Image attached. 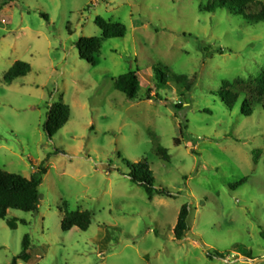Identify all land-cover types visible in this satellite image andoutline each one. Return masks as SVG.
<instances>
[{"label": "rangeland", "instance_id": "1", "mask_svg": "<svg viewBox=\"0 0 264 264\" xmlns=\"http://www.w3.org/2000/svg\"><path fill=\"white\" fill-rule=\"evenodd\" d=\"M11 1L0 0V168L47 174L38 213L0 219V264L22 252L26 235L31 261L18 264H264V110L245 117L241 102L230 110L217 96L224 81L264 70V23L208 13L213 0ZM98 17L124 24L127 35L103 41L91 66L77 45L101 37ZM19 61L31 72L4 83ZM157 65L186 76L191 91L156 87ZM130 69L140 81L135 102L114 87ZM56 104L71 118L50 139L44 126ZM124 160H146L174 198L150 199ZM188 202L191 229L178 242L173 230ZM66 207L93 215L86 232H63ZM216 252L225 258L208 257Z\"/></svg>", "mask_w": 264, "mask_h": 264}, {"label": "trees", "instance_id": "2", "mask_svg": "<svg viewBox=\"0 0 264 264\" xmlns=\"http://www.w3.org/2000/svg\"><path fill=\"white\" fill-rule=\"evenodd\" d=\"M10 2L12 1L10 0ZM204 10L212 14L223 10L231 16L243 18L244 21L253 25L264 23V3L259 0H213L204 7ZM44 17L48 20L47 16ZM96 24L101 30V37L80 38L77 45L80 59L91 66L96 65V58L101 51L103 41L123 39L127 35V27L122 23H111L98 17ZM30 72L31 66L29 64L20 61L16 62L5 74L3 82L11 85L16 80L25 78ZM153 73L155 85L160 89H167L170 84L185 87L186 92H190L192 89L186 76H179L167 67L157 65L153 67ZM114 87L116 91L124 94L130 102L139 100L140 81L137 71L130 69L126 74L118 77L114 81ZM217 96L230 110H233L241 102V114L245 117H251L257 108L264 110V70L257 78L251 81L243 79H237L234 82L224 81ZM158 98L151 97L150 93L147 94V100L157 101ZM177 106L182 108L180 105ZM70 118L71 109L69 106L63 104L54 105L47 114V122L44 126L49 138L52 139L62 130ZM156 153L163 161H170L169 151L162 146L156 148ZM124 163L130 169L128 174L130 180L144 188L150 199L156 196L174 198V195L169 190L157 186V180L146 160L137 164L124 160ZM46 174L47 171L42 166L31 178L7 173L0 168V219L6 220L11 210L38 213L40 206L39 189ZM246 182V180H243L238 186H242ZM63 211L64 218L61 225L63 232H70L74 228L86 232L92 224L93 215L88 211L68 212L67 207ZM192 212L193 207L190 202L181 207L173 230L176 241H183L190 232ZM17 223V220L8 222L12 229L17 228ZM30 251L31 238L26 235L22 242V252L10 264H18L19 261L29 263L31 261ZM208 257L212 260L223 259L225 255L216 252L209 253Z\"/></svg>", "mask_w": 264, "mask_h": 264}, {"label": "water", "instance_id": "3", "mask_svg": "<svg viewBox=\"0 0 264 264\" xmlns=\"http://www.w3.org/2000/svg\"><path fill=\"white\" fill-rule=\"evenodd\" d=\"M263 260H256V261H253L252 264H259L260 262H262Z\"/></svg>", "mask_w": 264, "mask_h": 264}]
</instances>
